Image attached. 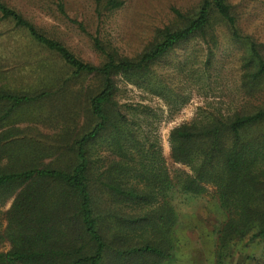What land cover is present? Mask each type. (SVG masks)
<instances>
[{
	"label": "trees",
	"instance_id": "trees-1",
	"mask_svg": "<svg viewBox=\"0 0 264 264\" xmlns=\"http://www.w3.org/2000/svg\"><path fill=\"white\" fill-rule=\"evenodd\" d=\"M93 1L100 15L125 5V0ZM54 2L68 16L65 0ZM241 7L234 0L172 6L169 20L130 56L80 22L103 57L95 64L0 0V25L16 40L7 58L18 64L10 70L37 81L35 88L20 91L0 85V214L1 206L13 200L4 212V230L0 217V245L10 244L0 251V264H105L109 251L117 264H167L178 220L171 198L200 197L208 186L215 188L222 216L215 264H227L236 254L259 260L253 252L245 255L251 244H262L264 255V43L245 32ZM222 34L239 49L238 79L246 100L229 113L202 106L192 121L171 130V157L190 169L173 177L158 132L161 115L143 102L119 101L117 80L168 105L184 104L187 99L172 88L160 65L181 45L199 41L209 73ZM42 54L57 57L65 73L57 75ZM87 80L85 87L75 88ZM44 105L57 110L49 119L64 122L55 136L36 137L7 125L21 112L31 116L36 106L35 114L42 116ZM80 111L86 122L76 127ZM100 150L112 159L104 160ZM131 206L137 213L125 212L123 207ZM109 228L110 242L103 233ZM134 238L140 241L131 242Z\"/></svg>",
	"mask_w": 264,
	"mask_h": 264
},
{
	"label": "rangeland",
	"instance_id": "rangeland-1",
	"mask_svg": "<svg viewBox=\"0 0 264 264\" xmlns=\"http://www.w3.org/2000/svg\"><path fill=\"white\" fill-rule=\"evenodd\" d=\"M9 5L20 10L44 32L64 42L77 56L85 61L99 64L103 57L94 49L91 37L85 34L79 27L81 22L90 33L99 31L101 37L111 41L119 48L122 54L134 55L138 53L150 40L152 31L157 26L163 25L171 17V7H185L196 0H125L123 8L114 13L100 15L93 0H65L68 16L61 15L57 10L54 0H4ZM240 3L244 11L241 25L246 33L254 35L260 42L264 43V0H234ZM5 25H0V71L3 77L0 78V85H4L14 91L28 90L36 87L35 76L23 75L20 72L10 70L12 65L18 63L7 58L8 51L16 47L15 37L8 33ZM3 33V34H1ZM24 41H26L24 35ZM20 53V51H19ZM49 65L58 72L64 74L61 62L55 56H47ZM205 49L199 41H193L178 47L160 65L159 70L165 71L173 82L172 88L180 95L181 99L187 102L168 105L165 100L145 93L133 85L118 79V100L122 103H140L150 105L161 115L158 123V132L161 136L163 153L166 158V166L170 174L174 175L179 171L190 172V169L182 164L176 163L171 157L169 136L171 130L183 123L192 121L202 106L212 105L211 109H220L226 113L233 112L245 102L239 86L237 60L239 49L232 45L226 36L221 37L219 48L216 52L215 63L211 71L205 72L203 67ZM57 82L54 81L53 85ZM88 80L83 84H77L76 89L85 87ZM33 88V89H34ZM39 105V104H37ZM26 108V107H25ZM22 110L25 111L26 109ZM37 106L31 108V116L23 112L15 115L7 125L10 129L17 127L26 129L32 135L40 136L45 134L49 138L55 136L63 120L53 117L54 112L44 105L41 108L42 116ZM75 110H72V114ZM86 122V113L81 112L76 118L74 125L81 126ZM104 160H111L112 155L108 151L100 150ZM5 162V161H4ZM3 162V163H4ZM105 206L109 205V199L103 195ZM12 199L1 206V222L3 230L7 225L4 212L8 210ZM171 202L178 215L176 225L175 248L173 257L167 264H215L218 231L222 223L221 211L215 199V188L208 186L207 192L200 197H184L174 195ZM125 212L137 213L134 207H123ZM108 242L111 241V230H103ZM150 240L156 239L150 235ZM126 242L129 240L126 239ZM140 241L134 238L131 242ZM263 245H249L246 256L252 254L254 259L244 260L241 254L228 259L227 264H264L262 253ZM10 244L5 242L0 245V251H7ZM264 249V248H263ZM114 252L109 251L105 256V264H117ZM166 264V263H165Z\"/></svg>",
	"mask_w": 264,
	"mask_h": 264
}]
</instances>
